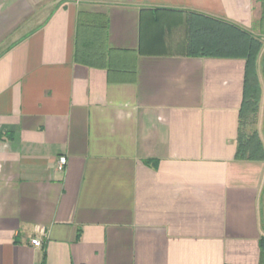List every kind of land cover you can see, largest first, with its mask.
<instances>
[{
  "label": "crops",
  "instance_id": "1",
  "mask_svg": "<svg viewBox=\"0 0 264 264\" xmlns=\"http://www.w3.org/2000/svg\"><path fill=\"white\" fill-rule=\"evenodd\" d=\"M49 1L0 0V264H259L264 160L237 159L246 61L204 56L189 16L262 41L264 147L262 1ZM82 12L106 19V67L75 59Z\"/></svg>",
  "mask_w": 264,
  "mask_h": 264
},
{
  "label": "trees",
  "instance_id": "2",
  "mask_svg": "<svg viewBox=\"0 0 264 264\" xmlns=\"http://www.w3.org/2000/svg\"><path fill=\"white\" fill-rule=\"evenodd\" d=\"M261 1V22L264 23V0ZM189 26V40L193 43L198 42L199 50L204 56L240 57L246 61L237 159L264 160V147L254 129L261 94L256 62L263 46L262 41L240 26L199 12L191 13ZM77 28L75 59L82 63L106 67L108 65L106 61L112 52L106 49L105 17L82 12L78 18ZM259 247V264H264V236L259 240Z\"/></svg>",
  "mask_w": 264,
  "mask_h": 264
},
{
  "label": "built area",
  "instance_id": "3",
  "mask_svg": "<svg viewBox=\"0 0 264 264\" xmlns=\"http://www.w3.org/2000/svg\"><path fill=\"white\" fill-rule=\"evenodd\" d=\"M65 164H66V159H65V158H61V159L59 160V166H58V169H59V170H62ZM31 243H32V245H33L34 247H37V248H41V247H42V242H41V240L38 239V238H34V239H32Z\"/></svg>",
  "mask_w": 264,
  "mask_h": 264
},
{
  "label": "rangeland",
  "instance_id": "4",
  "mask_svg": "<svg viewBox=\"0 0 264 264\" xmlns=\"http://www.w3.org/2000/svg\"><path fill=\"white\" fill-rule=\"evenodd\" d=\"M62 0H51L47 7H45L44 13H50L58 4H61Z\"/></svg>",
  "mask_w": 264,
  "mask_h": 264
}]
</instances>
